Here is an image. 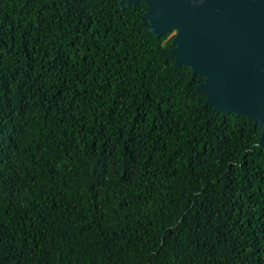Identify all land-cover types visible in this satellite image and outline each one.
Wrapping results in <instances>:
<instances>
[{"label": "trees", "instance_id": "1", "mask_svg": "<svg viewBox=\"0 0 264 264\" xmlns=\"http://www.w3.org/2000/svg\"><path fill=\"white\" fill-rule=\"evenodd\" d=\"M147 9L0 0V264H264L261 130Z\"/></svg>", "mask_w": 264, "mask_h": 264}, {"label": "water", "instance_id": "2", "mask_svg": "<svg viewBox=\"0 0 264 264\" xmlns=\"http://www.w3.org/2000/svg\"><path fill=\"white\" fill-rule=\"evenodd\" d=\"M145 1L144 19L158 37L174 33L177 67L205 77L198 88L214 111L246 115L264 146V0Z\"/></svg>", "mask_w": 264, "mask_h": 264}, {"label": "rangeland", "instance_id": "3", "mask_svg": "<svg viewBox=\"0 0 264 264\" xmlns=\"http://www.w3.org/2000/svg\"><path fill=\"white\" fill-rule=\"evenodd\" d=\"M175 37L174 33H170L169 38Z\"/></svg>", "mask_w": 264, "mask_h": 264}]
</instances>
